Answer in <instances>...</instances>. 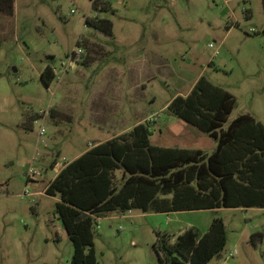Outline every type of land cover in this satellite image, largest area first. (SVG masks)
Instances as JSON below:
<instances>
[{"label": "rangeland", "instance_id": "1", "mask_svg": "<svg viewBox=\"0 0 264 264\" xmlns=\"http://www.w3.org/2000/svg\"><path fill=\"white\" fill-rule=\"evenodd\" d=\"M103 1L111 9L13 0L12 14L0 10V264H69L73 246L55 212L60 195L45 188L64 162L142 114L152 144L210 153L216 141L167 108L197 76L233 94L228 121L248 113L264 122L261 0ZM94 15L112 22L111 35L84 23ZM46 66L61 77L48 86ZM29 168L38 172L30 180ZM120 177L116 170V183ZM219 216L227 242L206 264H264L260 207L109 211L93 226L98 264H170L162 235L172 243L189 228L203 234ZM255 232L262 240L251 241Z\"/></svg>", "mask_w": 264, "mask_h": 264}, {"label": "trees", "instance_id": "2", "mask_svg": "<svg viewBox=\"0 0 264 264\" xmlns=\"http://www.w3.org/2000/svg\"><path fill=\"white\" fill-rule=\"evenodd\" d=\"M90 1L95 11L111 9L106 1ZM261 4L264 11V0ZM0 10L12 14L13 0H0ZM84 23L112 34L109 19L94 15L85 17ZM40 76L48 86L54 78L51 67L46 66ZM234 104L233 94L202 75L187 94L175 96L167 105L217 141L211 153L152 144L149 125L141 122L67 162L45 193L60 195L55 212L73 246L69 264H98L93 226L109 211L264 208V125L248 113L227 123ZM116 170H121L120 183L115 181ZM262 238L263 232L251 235L253 242ZM226 242L227 230L219 216L203 234L189 228L172 243L164 234L159 246L166 255H178L189 264H206Z\"/></svg>", "mask_w": 264, "mask_h": 264}, {"label": "crops", "instance_id": "3", "mask_svg": "<svg viewBox=\"0 0 264 264\" xmlns=\"http://www.w3.org/2000/svg\"><path fill=\"white\" fill-rule=\"evenodd\" d=\"M52 69V68H51ZM122 69L123 68H120V69H118L117 70V72H119L120 74H119V78L124 74V72L122 71ZM131 68L130 67H127V69H126V72H129V70H130ZM198 77L199 76H197V78L195 79V82H196V80L198 79ZM194 82V83H195ZM194 85V84H193ZM148 116V115H147ZM147 116H144L143 117V114H142V116H140L139 118H138V120L135 122V124H133V126L134 125H136V124H138V123H141V122H143V120L144 119H146L147 118ZM254 117V116H253ZM255 118V117H254ZM234 119V118H233ZM256 119V118H255ZM232 120V119H231ZM231 120H229V121H231ZM257 120V119H256ZM228 121V119H227V123L229 122ZM257 121H259V122H261L263 125H264V122H262L261 120H257ZM122 122V121H121ZM117 124V123H116ZM122 126V124L120 123V124H118L117 125V127H121ZM132 126V127H133ZM226 127V124L223 126V128H225ZM100 130H101V128H100ZM117 131V130H116ZM128 131V130H127ZM124 132H126L125 130H123V129H119L118 128V131L117 132H115L114 134H112L111 136H110V138L111 137H114V136H118L119 134H121V133H124ZM212 138V137H211ZM107 139H109V138H104V139H101V140H97V142H95V143H93V144H91L89 147H86L82 152H80V154H82L83 152H85L88 148H90L91 146H93L94 144H97V143H100V142H102V141H105V140H107ZM215 140V139H214ZM216 141V140H215ZM157 145V144H156ZM216 145H217V141H216ZM159 146H163V145H159ZM170 147H177V146H170ZM185 148H189V147H185ZM216 148V146L214 147V149ZM192 149H200V148H192ZM213 149V150H214ZM202 150V149H201ZM212 150V151H213ZM204 151V150H203ZM211 151V152H212ZM205 152V151H204ZM210 152V153H211ZM207 153V152H206ZM80 154H77L76 156H74V158H72V159H70L69 161H71V160H73V159H75L76 157H78ZM69 161H67V162H69ZM63 167V166H62ZM61 167V168H62ZM60 168V169H61ZM60 169H59V171H60ZM58 171V172H59ZM57 172V173H58ZM56 173V174H57ZM54 178V177H53ZM253 207H256V206H251V207H243V206H239V207H220V208H217L216 210H218L219 209V211H220V209H222V208H253ZM261 208V207H260ZM222 218V217H221ZM223 219V218H222ZM223 222H224V224H225V227H226V223H225V221H224V219H223ZM182 233V232H181ZM180 233V234H181ZM180 234H178V235H180ZM178 235L176 236V239H177V237H178ZM176 239H174V240H172V239H170L171 240V242H174Z\"/></svg>", "mask_w": 264, "mask_h": 264}, {"label": "built area", "instance_id": "4", "mask_svg": "<svg viewBox=\"0 0 264 264\" xmlns=\"http://www.w3.org/2000/svg\"><path fill=\"white\" fill-rule=\"evenodd\" d=\"M209 47H213V44L209 43ZM81 51H82V49H81L80 47H78L76 50H73V52H72V54H71V56H70L72 62L74 61L73 59H75V57H76L79 53H81ZM52 72H53L54 77H57L59 80L61 79V77H59V72H58V71H56V70L53 68V69H52ZM148 120H152V118H148ZM42 133H43V129H42V127H41V129H40V131H39V136H41ZM66 163H67V162H64V163L61 165V167L64 166ZM36 174H38V172H36L35 170H32L31 168H29L28 173H27V179H28V180L33 179L34 176H35ZM229 255L232 256V252H230Z\"/></svg>", "mask_w": 264, "mask_h": 264}, {"label": "water", "instance_id": "5", "mask_svg": "<svg viewBox=\"0 0 264 264\" xmlns=\"http://www.w3.org/2000/svg\"><path fill=\"white\" fill-rule=\"evenodd\" d=\"M170 264H186V261L183 260L180 256L175 255L169 259Z\"/></svg>", "mask_w": 264, "mask_h": 264}, {"label": "flooded vegetation", "instance_id": "6", "mask_svg": "<svg viewBox=\"0 0 264 264\" xmlns=\"http://www.w3.org/2000/svg\"><path fill=\"white\" fill-rule=\"evenodd\" d=\"M171 256H175V254H171Z\"/></svg>", "mask_w": 264, "mask_h": 264}]
</instances>
